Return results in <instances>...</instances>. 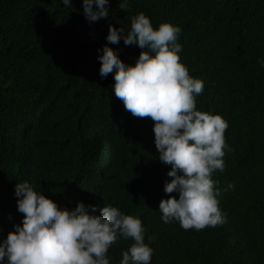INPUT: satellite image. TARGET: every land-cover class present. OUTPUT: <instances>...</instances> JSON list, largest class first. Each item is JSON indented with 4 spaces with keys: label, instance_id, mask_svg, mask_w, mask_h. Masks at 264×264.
Returning <instances> with one entry per match:
<instances>
[{
    "label": "trees",
    "instance_id": "1",
    "mask_svg": "<svg viewBox=\"0 0 264 264\" xmlns=\"http://www.w3.org/2000/svg\"><path fill=\"white\" fill-rule=\"evenodd\" d=\"M120 2L89 22L83 0H0V242L22 223L15 187L27 181L62 209L84 202L140 218L150 264H264V0H126L127 12ZM141 12L181 29V62L204 82L197 110L228 122L225 169L212 177L234 184L218 197L222 226L163 222L161 200L178 194L164 191L171 166L154 122L125 110L114 73L100 76L109 26L127 32ZM108 46L128 65L142 51L123 38ZM133 242L120 237L110 264Z\"/></svg>",
    "mask_w": 264,
    "mask_h": 264
},
{
    "label": "clouds",
    "instance_id": "2",
    "mask_svg": "<svg viewBox=\"0 0 264 264\" xmlns=\"http://www.w3.org/2000/svg\"><path fill=\"white\" fill-rule=\"evenodd\" d=\"M63 4L70 8L72 0ZM108 4L109 0H83V12L89 22L98 21L109 15ZM119 7L127 12L126 0ZM180 33L167 22L155 28L143 12L131 17L127 32L110 25L108 44L123 38L125 46L142 51L135 65H128L106 44L99 57L100 76L114 73V94L125 110L154 122L159 159L171 166L167 175L172 179L165 182L164 191L178 194L161 200V219L199 231L227 222L218 197L234 184L221 189L212 177L225 169L229 125L221 115L197 110L196 97L203 94L204 82L190 76L181 62ZM260 63L264 67V60ZM15 195L23 220L0 242V264H110L109 249L120 237L134 241L120 264H150L154 250L145 243L140 218L109 205L98 215L97 206L84 202L62 209L27 181L16 185Z\"/></svg>",
    "mask_w": 264,
    "mask_h": 264
}]
</instances>
